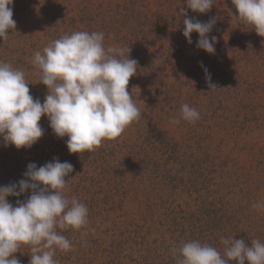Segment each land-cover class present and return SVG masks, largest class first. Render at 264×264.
Here are the masks:
<instances>
[{
  "label": "rangeland",
  "instance_id": "obj_1",
  "mask_svg": "<svg viewBox=\"0 0 264 264\" xmlns=\"http://www.w3.org/2000/svg\"><path fill=\"white\" fill-rule=\"evenodd\" d=\"M11 7L16 28L0 41V62L22 70L41 103L47 88L33 57L64 34L102 31L106 50L130 48L138 62L127 88L141 117L119 137L70 154L67 137L57 138L42 116L44 135L31 148L0 140V186L22 179L29 163L73 165L64 195L86 205L88 223L61 232L72 247L56 252L58 264H177L171 249L190 241L221 255L222 239L264 243V209L253 207L264 202V37L231 18L229 10L238 15L231 0H214L204 14L186 0H13ZM181 10L201 22L217 18L214 54L196 47V33L187 43ZM183 104L200 118L180 119ZM29 194L7 200L15 206ZM13 255L29 264L30 246Z\"/></svg>",
  "mask_w": 264,
  "mask_h": 264
},
{
  "label": "clouds",
  "instance_id": "obj_2",
  "mask_svg": "<svg viewBox=\"0 0 264 264\" xmlns=\"http://www.w3.org/2000/svg\"><path fill=\"white\" fill-rule=\"evenodd\" d=\"M238 15L231 18L250 25L264 37V0H231ZM13 0H0V41L7 40L16 21L11 5ZM214 0H186L193 12L207 13ZM183 13L182 35L188 44L196 33V47L208 54L215 53L217 37L209 36L217 18L207 22L188 18ZM101 32L76 31L64 34L40 51L35 52L33 64L39 68L40 82L47 88L43 103L30 94L25 73L10 63L0 62V140L5 147L31 148L43 135L39 121L44 116L57 138L67 137L70 154L93 151L103 140L119 137L127 126L141 117L140 109L128 91L131 77L136 75L138 62L130 58V48L104 47ZM126 52V55H125ZM203 67V65L201 64ZM206 79L211 74L204 68ZM210 87L216 88L210 84ZM199 112L183 104L180 119L195 122ZM180 119H173L178 124ZM73 172L70 162L58 158L37 167L29 163L23 178L0 186V264H20L13 254L21 246H30L29 264H58L56 252H67L72 243L62 231L79 230L88 223V208L75 197L64 195L66 177ZM28 197L17 200L15 206L7 197ZM254 208L264 209V202ZM87 233H82L86 235ZM221 255L216 248L199 241L183 243L171 249L177 264H264V243L233 237L222 239Z\"/></svg>",
  "mask_w": 264,
  "mask_h": 264
}]
</instances>
